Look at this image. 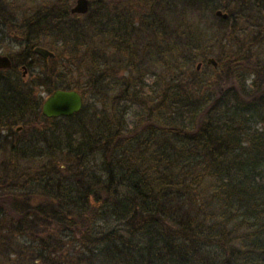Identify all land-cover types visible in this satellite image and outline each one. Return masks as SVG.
<instances>
[{
	"label": "trees",
	"instance_id": "obj_1",
	"mask_svg": "<svg viewBox=\"0 0 264 264\" xmlns=\"http://www.w3.org/2000/svg\"><path fill=\"white\" fill-rule=\"evenodd\" d=\"M73 4L0 0V264H264V0Z\"/></svg>",
	"mask_w": 264,
	"mask_h": 264
},
{
	"label": "water",
	"instance_id": "obj_2",
	"mask_svg": "<svg viewBox=\"0 0 264 264\" xmlns=\"http://www.w3.org/2000/svg\"><path fill=\"white\" fill-rule=\"evenodd\" d=\"M89 0H76L71 8V12L75 14H84L88 11ZM215 15L227 18V13L216 10ZM34 52L43 58L52 57L53 53L49 50L37 47ZM207 64L217 66V61L213 57H209ZM11 67V60L6 54L0 52V69H8ZM201 67V63L197 64V69ZM83 105L82 95L74 89H56L49 94L43 101L41 111L46 117L69 116L77 113ZM19 129V128H18Z\"/></svg>",
	"mask_w": 264,
	"mask_h": 264
},
{
	"label": "rangeland",
	"instance_id": "obj_3",
	"mask_svg": "<svg viewBox=\"0 0 264 264\" xmlns=\"http://www.w3.org/2000/svg\"><path fill=\"white\" fill-rule=\"evenodd\" d=\"M74 2H75V0H74ZM73 6V5H72ZM0 52H2V53H4V54H6V52H4V51H2V50H0ZM196 69H197V64H196ZM19 71H21L22 72V75H23V77H25V76H27V70H26V68L23 66V67H20L19 68ZM37 94L39 95H42V97H43V99H45L46 97H47V93L45 92V91H43V89H41V88H39V89H37ZM20 128V127H19ZM18 130H20V129H18L17 128V131ZM0 135H1V133H0ZM12 256V261L16 258V257H14V255H11ZM3 259H5V258H3ZM7 260H9L8 258H7Z\"/></svg>",
	"mask_w": 264,
	"mask_h": 264
}]
</instances>
